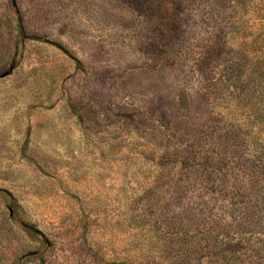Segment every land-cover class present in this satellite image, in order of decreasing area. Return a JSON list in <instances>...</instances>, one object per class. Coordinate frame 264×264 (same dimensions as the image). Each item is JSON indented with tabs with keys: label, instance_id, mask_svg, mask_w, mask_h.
<instances>
[{
	"label": "rangeland",
	"instance_id": "rangeland-1",
	"mask_svg": "<svg viewBox=\"0 0 264 264\" xmlns=\"http://www.w3.org/2000/svg\"><path fill=\"white\" fill-rule=\"evenodd\" d=\"M0 264H264V0H0Z\"/></svg>",
	"mask_w": 264,
	"mask_h": 264
}]
</instances>
